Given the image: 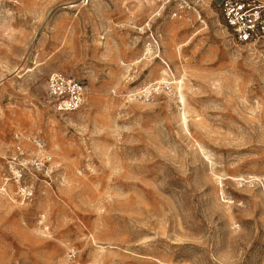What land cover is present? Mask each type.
I'll return each mask as SVG.
<instances>
[{
  "label": "rangeland",
  "instance_id": "374dc122",
  "mask_svg": "<svg viewBox=\"0 0 264 264\" xmlns=\"http://www.w3.org/2000/svg\"><path fill=\"white\" fill-rule=\"evenodd\" d=\"M221 2L194 26L158 0H6L0 264H264V40L237 43ZM54 71L80 109L55 112Z\"/></svg>",
  "mask_w": 264,
  "mask_h": 264
},
{
  "label": "built area",
  "instance_id": "2783aa9c",
  "mask_svg": "<svg viewBox=\"0 0 264 264\" xmlns=\"http://www.w3.org/2000/svg\"><path fill=\"white\" fill-rule=\"evenodd\" d=\"M167 10L171 19H187L192 25L204 23L203 8L205 0H158ZM6 0H0V17ZM221 15L227 26L232 30V36L237 43L256 44L264 40V0H222ZM46 91L55 112L66 114L80 109L87 98L86 84L77 78L68 76L60 71L51 72L46 81ZM39 150L44 149L42 140L35 141ZM13 161L24 155L18 147ZM19 153V154H18ZM49 154H38L27 166L19 162V169L14 172L16 182L21 183L29 174L48 172L52 161ZM23 200H31L34 196V185L24 183L20 187Z\"/></svg>",
  "mask_w": 264,
  "mask_h": 264
},
{
  "label": "bare ground",
  "instance_id": "6f19581e",
  "mask_svg": "<svg viewBox=\"0 0 264 264\" xmlns=\"http://www.w3.org/2000/svg\"><path fill=\"white\" fill-rule=\"evenodd\" d=\"M180 99H181V102L183 103V105H184V107L186 106V101H185V98H184V96H183V94L181 93L180 94ZM184 121L186 122L187 121V119H186V114L184 115Z\"/></svg>",
  "mask_w": 264,
  "mask_h": 264
}]
</instances>
